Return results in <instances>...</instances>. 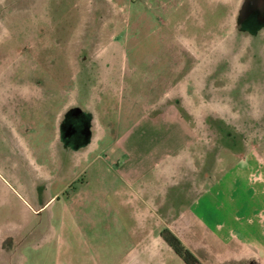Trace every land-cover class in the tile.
Returning <instances> with one entry per match:
<instances>
[{"label":"rangeland","instance_id":"rangeland-1","mask_svg":"<svg viewBox=\"0 0 264 264\" xmlns=\"http://www.w3.org/2000/svg\"><path fill=\"white\" fill-rule=\"evenodd\" d=\"M252 5L0 0V264H72L65 248L57 260L45 259L36 239L26 238L52 225L55 208L26 211L29 193L47 199L44 185L26 186L44 184L46 175L63 182L82 166L127 165L128 152H144L140 165L159 167L184 150L200 151L201 177L222 170L244 197L238 184L247 183L252 167H264V25H240L249 14L258 22ZM34 88H57L63 102L37 99ZM70 98L77 104L62 111ZM97 119L103 135L90 150ZM250 154V167L230 173ZM101 176L83 175L92 182ZM151 257L152 264H184L165 250ZM148 260L142 255V263Z\"/></svg>","mask_w":264,"mask_h":264},{"label":"crops","instance_id":"crops-1","mask_svg":"<svg viewBox=\"0 0 264 264\" xmlns=\"http://www.w3.org/2000/svg\"><path fill=\"white\" fill-rule=\"evenodd\" d=\"M32 90L37 99L45 95L47 102H63L59 96L63 91L57 88ZM70 99L73 102L63 103L62 111L77 104ZM61 114L57 113L53 123L54 138L58 136ZM96 124L97 131L91 130L90 150L103 135L100 120ZM204 155L184 150L166 166L145 167L140 165L144 152H128L123 157L127 165L82 166L73 177L57 184L53 175L40 177L44 184L26 187L37 190L44 185L47 199L40 202L29 193V200L24 201L26 211L36 215L44 207L55 206L50 211L52 225L41 228L36 236L29 232L26 238L36 239L40 255L54 261L65 248L74 254L70 255L72 264H152L151 255L158 251L176 255L161 236L168 230L199 262L264 264V167L248 170L247 183L238 184L245 191L239 198L236 182L225 181L222 170L214 171L215 165L211 167V179L201 177L206 167ZM241 158L228 168L230 173L237 167H250L254 160L251 154ZM86 174L102 176L92 182L83 177ZM68 188L73 190L66 194ZM23 222L28 226L31 223L29 218ZM43 222L37 223L41 226ZM142 255H148L149 263H142Z\"/></svg>","mask_w":264,"mask_h":264},{"label":"trees","instance_id":"trees-1","mask_svg":"<svg viewBox=\"0 0 264 264\" xmlns=\"http://www.w3.org/2000/svg\"><path fill=\"white\" fill-rule=\"evenodd\" d=\"M162 238L184 264H199V260L168 230L162 232Z\"/></svg>","mask_w":264,"mask_h":264},{"label":"flooded vegetation","instance_id":"flooded-vegetation-1","mask_svg":"<svg viewBox=\"0 0 264 264\" xmlns=\"http://www.w3.org/2000/svg\"><path fill=\"white\" fill-rule=\"evenodd\" d=\"M253 11H257L259 14V19H258V22L256 21L255 18L252 19V14L246 16L245 20L240 22V25L242 27H244L245 29H254V28H257V25H264V0H256V2L254 3V0H253V5H252ZM256 6V8H255ZM256 12V14H257ZM250 13V12H249ZM245 14H247V12H245ZM250 16V18H249ZM261 19V20H260Z\"/></svg>","mask_w":264,"mask_h":264}]
</instances>
